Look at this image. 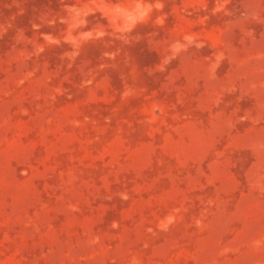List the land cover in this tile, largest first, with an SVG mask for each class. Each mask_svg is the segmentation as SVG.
I'll list each match as a JSON object with an SVG mask.
<instances>
[{
  "label": "rangeland",
  "instance_id": "374dc122",
  "mask_svg": "<svg viewBox=\"0 0 264 264\" xmlns=\"http://www.w3.org/2000/svg\"><path fill=\"white\" fill-rule=\"evenodd\" d=\"M0 264H264V0H0Z\"/></svg>",
  "mask_w": 264,
  "mask_h": 264
}]
</instances>
